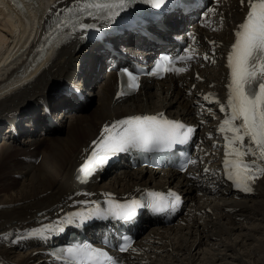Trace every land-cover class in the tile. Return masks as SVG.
Wrapping results in <instances>:
<instances>
[{
  "label": "bare ground",
  "instance_id": "obj_1",
  "mask_svg": "<svg viewBox=\"0 0 264 264\" xmlns=\"http://www.w3.org/2000/svg\"><path fill=\"white\" fill-rule=\"evenodd\" d=\"M3 1L7 8H0V264H42L46 259L40 243L49 233L32 237L30 232L61 225L65 214L74 209L88 211L91 202L108 198L106 193L123 200L149 185L179 192L191 207L179 221L166 227H152L140 218L143 237L124 256L125 264H264V175L250 182L251 192L235 190L224 166V135L218 131L225 118L220 105L226 104L228 94L224 55L234 26L246 12L240 0H218L219 4L214 0L207 5L206 18L200 20L208 24L207 30L203 34L195 32L223 46L204 45L192 36L198 53L208 56L207 60L201 58L197 77H180L172 89L164 82L144 84L126 102H114L113 75L102 74V68L97 70L95 65L104 52L94 46L83 48L85 31L79 28L80 33L71 31L70 36L52 43L43 37L58 19H65V9L83 14L78 5L86 0ZM25 7L38 19V27L30 37L14 38L18 25L4 16L11 12L20 18ZM167 19L175 29L174 18ZM222 20V31H210ZM82 23L97 24L93 20ZM56 31L60 33L61 29ZM60 40L63 42L56 50ZM127 41L122 44L127 46ZM47 43L51 45L43 57H36ZM74 69L77 71L73 73ZM67 77L77 78L87 103L52 97ZM205 95H211L212 102L205 100ZM42 100L52 116L61 115L64 108L73 114L61 115L64 121L55 117L58 125L50 128L52 123L40 116ZM193 108L194 119L202 127L188 178L170 171L160 175L141 168L129 170L117 163L108 170L102 167L87 185L73 181L74 169L83 162L105 125L161 111L188 121L192 120ZM9 117L17 118L10 119L18 124L16 138L2 126ZM37 130L44 131V136ZM244 159L250 161L252 157Z\"/></svg>",
  "mask_w": 264,
  "mask_h": 264
},
{
  "label": "snow or ice",
  "instance_id": "obj_2",
  "mask_svg": "<svg viewBox=\"0 0 264 264\" xmlns=\"http://www.w3.org/2000/svg\"><path fill=\"white\" fill-rule=\"evenodd\" d=\"M129 2L135 0H105V2L83 3L78 7L89 16H92L93 9L105 13L103 18L107 22L114 20L129 6ZM141 2L159 9L168 0H141ZM240 4L246 8V14L234 32V42L227 56L228 94L226 104L220 105V111L225 113V118L220 123L218 131L224 135V166L228 179L242 191L251 192L250 182L264 175V0H240ZM64 13L65 19L58 20L56 30L71 23L69 17L72 8L65 9ZM72 27L75 28L76 25L72 23ZM94 27L95 25L91 24H79L82 31ZM185 59H191V56L180 57L181 61ZM204 59L207 60L208 56L205 55ZM175 63V60L165 56L149 74L163 75L165 72H173L178 75L186 70L174 67ZM122 75L127 77L129 89L139 88L138 75L128 69H124ZM121 94L117 93V96ZM204 99L212 102L211 95H205ZM193 131V128L167 118L164 113L135 115L117 120L103 127L98 140L93 141L90 155L78 171L84 177L91 176L98 168L106 165L111 157L131 150L144 152L171 150L176 144L186 143ZM247 156L252 159L245 160L244 157ZM207 171L208 169H205V172ZM105 195L109 197L106 208L98 202H91L93 206L89 212L69 213L60 223L72 224L76 220L83 223L89 219L109 216L129 219L135 216L136 210L140 207H150L155 212H161L170 206H175L180 199L172 192L167 196L160 192H148L146 195L149 201L146 204L136 199L118 203L111 199L110 194ZM169 197L172 198L171 204ZM50 230L51 227L45 226L28 235L43 236ZM59 230L63 231V228ZM127 250V246L120 249V251ZM58 258L63 259L66 264H117L107 252L89 244L67 247L62 250V255Z\"/></svg>",
  "mask_w": 264,
  "mask_h": 264
},
{
  "label": "rangeland",
  "instance_id": "obj_3",
  "mask_svg": "<svg viewBox=\"0 0 264 264\" xmlns=\"http://www.w3.org/2000/svg\"><path fill=\"white\" fill-rule=\"evenodd\" d=\"M2 47V46H1ZM2 49V48H1ZM92 99V98H91ZM91 106H93V102L90 103ZM57 115V114H56ZM26 130V129H25ZM143 236L140 237V239L142 238Z\"/></svg>",
  "mask_w": 264,
  "mask_h": 264
}]
</instances>
